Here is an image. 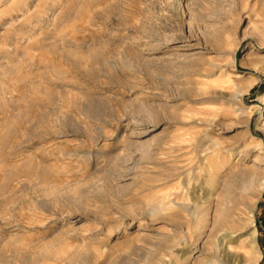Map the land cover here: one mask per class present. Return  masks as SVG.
I'll return each mask as SVG.
<instances>
[{
    "label": "rangeland",
    "instance_id": "1",
    "mask_svg": "<svg viewBox=\"0 0 264 264\" xmlns=\"http://www.w3.org/2000/svg\"><path fill=\"white\" fill-rule=\"evenodd\" d=\"M232 207L264 264V0H0V264H227Z\"/></svg>",
    "mask_w": 264,
    "mask_h": 264
},
{
    "label": "bare ground",
    "instance_id": "2",
    "mask_svg": "<svg viewBox=\"0 0 264 264\" xmlns=\"http://www.w3.org/2000/svg\"><path fill=\"white\" fill-rule=\"evenodd\" d=\"M236 198L237 197H235V195H232V197L230 198V202H232V204H234V205L237 202ZM232 208L233 209H229V212L227 214L226 219L223 220L222 224L220 225L223 227V228H221L222 229L221 230L222 231L221 240H222V242H224V247H223V249L221 248L220 250L223 253L227 252L226 253L228 256L227 264H235L236 259H238V257L240 258L241 254L244 255V258H245L246 253L244 254L242 250H244V251L249 250L250 252H254V250L256 248V231H255V227H254V222L252 221V218H253V211L252 210L253 209H251V211L249 213L247 222L246 223L240 222V223H238L239 224L238 225V224H235L234 223L235 221H233L231 218V216L233 214L232 212L235 210V207H232ZM237 209H239V208H237ZM236 212H237V210L234 211V213H236ZM235 215H237V214H235ZM241 258H242V256H241ZM251 260L254 261L253 258L250 259V261ZM206 262H207L206 264H215V262L212 260H209Z\"/></svg>",
    "mask_w": 264,
    "mask_h": 264
}]
</instances>
